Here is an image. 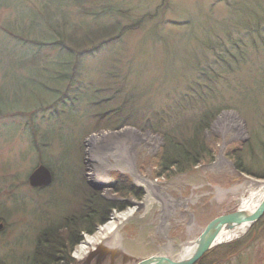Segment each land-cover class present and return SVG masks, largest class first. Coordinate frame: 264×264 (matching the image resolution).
<instances>
[{
  "label": "rangeland",
  "instance_id": "obj_1",
  "mask_svg": "<svg viewBox=\"0 0 264 264\" xmlns=\"http://www.w3.org/2000/svg\"><path fill=\"white\" fill-rule=\"evenodd\" d=\"M237 2L255 13L236 11ZM77 8L99 14L84 16ZM262 9L264 0H67V5L0 0V264H28L25 257L32 261L43 229L63 228L69 218L77 225L99 198L121 208L113 209L106 223L139 205L116 243L139 259L169 257L170 250L199 237L215 219L235 212L248 195L243 186L264 181V45L249 46L234 67L223 70L220 81L201 86L204 100L198 97L189 111L187 83L196 72L205 75L212 63L204 50L214 45L209 41L223 44L234 33L254 28L264 44ZM68 21L72 27L63 24ZM104 27L112 34L99 42L109 38V46L92 54L90 39L100 38ZM30 40L58 45L35 47L25 43ZM63 42L82 54L65 56ZM66 68L76 75L75 90L64 81ZM77 88L84 92L77 94ZM58 90L63 97L69 91L71 100L57 101ZM126 98V112L136 126L114 130L119 122L112 113L123 110ZM217 109L203 136L214 160L186 166L184 173L176 168L164 173L159 160L167 131L173 139L180 127L185 131L190 123H200L195 118ZM95 138L97 145L90 143ZM238 157L246 172L237 168ZM41 163L52 170V184L26 187ZM123 180L130 194L118 192ZM101 226L83 234L72 254L74 264H83L75 254ZM254 227L210 251L218 264H264V222L260 231L252 232Z\"/></svg>",
  "mask_w": 264,
  "mask_h": 264
},
{
  "label": "trees",
  "instance_id": "obj_2",
  "mask_svg": "<svg viewBox=\"0 0 264 264\" xmlns=\"http://www.w3.org/2000/svg\"><path fill=\"white\" fill-rule=\"evenodd\" d=\"M63 1L64 5H67V0ZM66 15L67 14H65V18L63 21L67 20ZM68 22H63V24L66 25L68 24ZM49 27L50 29L54 28V26H51V24H49ZM118 28L115 32L119 31ZM103 31L105 32V28H103ZM105 36L107 38L111 35L108 36L107 31L103 37ZM212 49L216 53V59H212V63L207 64L208 67L205 71V75L203 77L200 76L201 80L199 82H195V85L202 82L205 86V89L208 88V84L212 82L217 83V81H220L222 73H220L221 70L219 69L217 64L222 61V57L229 50L233 49V47L220 46V50H222V52H220L216 47H213ZM201 95L202 94L200 93L195 94L194 99H197L198 97H200L199 100L202 99L204 96ZM127 104L129 103L126 98L124 100V105H126L124 107V111L122 110V107H119L113 111L112 116H116L118 119L116 120V122H119V126L114 128V130H120L128 126H136V119H132V117L134 116H131L126 112V108L128 106ZM217 114L218 109L215 111V114L207 112L195 118L194 122L200 123H190V126L185 128V131L181 130L182 128H180V131L175 134V138L179 136L177 140L166 137V145L159 160V166L164 173L170 168H176L177 170L179 169V172H184L186 171V169H184V167L186 166L193 167L198 163L204 161L206 158H210L211 161L213 160L214 153L212 152V150L208 149V144L204 143L203 135L205 130L209 127V122H212L216 118ZM95 116H97L99 119H103L101 114H96ZM151 129H153L151 131L155 133L154 128L151 127ZM184 158H189L191 160V163L185 164ZM238 158L239 160L235 161L237 168L240 171L246 172L244 171V169H242L241 157ZM121 191L122 193L125 191L128 194L131 193L128 189H120L119 192ZM97 201H101L100 203H98V208L95 209L94 207H91L87 213H84V215L82 216L83 218H81L82 220L79 221L77 225H73L68 233L65 232V234H61L60 232H58V230H51L52 232H44L38 240V244L36 246L35 253L33 254L31 264H73L74 261L71 252L83 240V233H93L99 225L105 223L108 220L109 214L115 208V205H113L112 203H108L107 201L100 198L97 199ZM118 209H121L120 206ZM84 218H86V220H83ZM39 251L41 252L40 256H38Z\"/></svg>",
  "mask_w": 264,
  "mask_h": 264
},
{
  "label": "bare ground",
  "instance_id": "obj_3",
  "mask_svg": "<svg viewBox=\"0 0 264 264\" xmlns=\"http://www.w3.org/2000/svg\"><path fill=\"white\" fill-rule=\"evenodd\" d=\"M236 4V5H235ZM233 4V8L241 12L243 14H250L255 13L253 9H251L246 2L242 3L241 5H238L239 2ZM238 6H241V8H238ZM260 12L256 11V15H258ZM262 13H264V9H262ZM225 32V31H224ZM223 32V33H224ZM258 32L254 31V28H245L239 33H236L233 37V39L230 42H227V46H232L233 49L229 50L223 57L222 61L217 64L219 69L221 70L220 73L223 74V70H227L230 66L234 67L235 63L239 62L242 58L243 54L245 53V49L249 46L251 47H259L260 45H264L261 43L260 40L257 39L255 35H257ZM213 47H216L220 51V46H210V47H204L205 52L207 53L208 57L211 59H216V53L213 51ZM210 66V65H209ZM208 67V66H207ZM67 68L65 69V76L64 81L67 82L71 74L66 73ZM219 73V74H220ZM67 97H69V101L71 100V96L69 95V91L66 93ZM74 100L76 99V95ZM124 110V108H123ZM190 109H188L189 111ZM132 119L135 120L134 117ZM153 127V125H152ZM154 128V127H153ZM153 133V132H152ZM106 135V134H105ZM150 136V135H149ZM97 138L92 139L90 143H95L97 145ZM73 146V144H72ZM185 164H190L191 160L188 158H184ZM146 185H149V181H145ZM152 186V185H150ZM244 191L248 194L247 198L243 199L241 198V208L242 210L253 213L257 207L264 201V181H250L249 183L245 184ZM147 190H151L152 187H144ZM0 196L2 197L3 194L0 192ZM139 211V205H135L134 207L128 209L125 212L122 213H115L113 215V218L108 223H105L102 225L96 235L93 237H89L82 243V245L78 248L75 256L77 260L82 261H88L89 255L92 251V249L96 246H99L101 244H105L107 247L118 246L116 243L118 241V237L120 235V228L128 223L130 219H132L134 216L138 215ZM258 219L256 220L255 227L253 228L252 232L260 231L262 224L264 222V212L258 215ZM254 222V217L246 218L242 221L240 224H235L233 228H228L225 230V232L217 237V241L215 244L219 243H227L230 242L229 240H233L235 238H238L242 236L247 230L249 229V226L251 223ZM199 237H195L193 240L186 241L184 243L179 244L178 251H174L171 253L169 257L162 254H156V255H145V258L140 259L137 261L138 264H190L192 259L198 258L191 264H216L213 261H210L209 258L201 256V252L199 247ZM116 253H118L115 250ZM236 253V251H233ZM229 254L225 255L226 258ZM201 256V257H200ZM225 258V257H224ZM225 258V259H226ZM239 264H245V261L242 260L239 262Z\"/></svg>",
  "mask_w": 264,
  "mask_h": 264
},
{
  "label": "water",
  "instance_id": "obj_4",
  "mask_svg": "<svg viewBox=\"0 0 264 264\" xmlns=\"http://www.w3.org/2000/svg\"><path fill=\"white\" fill-rule=\"evenodd\" d=\"M31 185L33 186H44L50 183L51 175L50 173L43 167L39 168L30 178ZM264 212V201L257 207L254 213L247 214L244 212H238L234 215L227 217L226 219L221 220L218 224L212 225L209 227L204 234L199 239V250L207 249L210 244L216 239L218 234L222 231V229L233 228L235 224H240L246 218L254 217V221L257 220L261 213ZM115 251H111L104 246H100L98 250L91 254L89 261L93 258V256L97 255L99 257L107 256V254L114 255Z\"/></svg>",
  "mask_w": 264,
  "mask_h": 264
},
{
  "label": "flooded vegetation",
  "instance_id": "obj_5",
  "mask_svg": "<svg viewBox=\"0 0 264 264\" xmlns=\"http://www.w3.org/2000/svg\"><path fill=\"white\" fill-rule=\"evenodd\" d=\"M118 257H119V256H118ZM118 257L115 258L116 264L122 263V258H120V257L118 258ZM107 261H108V260H106L103 264H107ZM110 261H111V259H110Z\"/></svg>",
  "mask_w": 264,
  "mask_h": 264
}]
</instances>
